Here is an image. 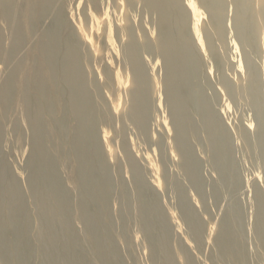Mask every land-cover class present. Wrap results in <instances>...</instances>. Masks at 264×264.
I'll use <instances>...</instances> for the list:
<instances>
[{
	"label": "bare ground",
	"instance_id": "6f19581e",
	"mask_svg": "<svg viewBox=\"0 0 264 264\" xmlns=\"http://www.w3.org/2000/svg\"><path fill=\"white\" fill-rule=\"evenodd\" d=\"M0 264H264V0H0Z\"/></svg>",
	"mask_w": 264,
	"mask_h": 264
},
{
	"label": "rangeland",
	"instance_id": "374dc122",
	"mask_svg": "<svg viewBox=\"0 0 264 264\" xmlns=\"http://www.w3.org/2000/svg\"><path fill=\"white\" fill-rule=\"evenodd\" d=\"M112 37H113V32H111V30H109V28H107L106 29V33H105V38H108V39H107L106 42L103 43V46H104L103 48L108 50L110 57L115 59L119 55L120 50H119V44H117L115 38L113 37L114 38L113 39ZM110 45H112V47ZM104 55H107V53H104ZM109 62L111 63L112 61H109ZM105 96H106V98L111 100V97L109 95H105ZM112 99H114L116 104H120V102H121V100L119 98H112ZM244 105L245 104H242V106H244ZM13 114H14V112H13ZM243 121L246 123L247 126H250V123L252 121L251 120V115L247 114V116L245 117V120H243ZM246 125L244 127H247ZM100 135H101V138H102L103 142H106V140L109 137L110 133L107 130H105V128H102L100 130ZM57 143H59V142L54 137H52L50 139L49 143H48V146H50V147L52 146L53 147V145H55ZM62 148H63L62 150H64V154L59 156L60 157L59 158V162H60L59 164H60V168L62 169L61 170V175H62L63 179L65 180L72 174V172H73V170L75 168V164L72 162V160L69 159V157L65 153V151L68 149L67 145L64 144ZM106 151L110 154V153H112L113 150L111 149L110 146L109 147L106 146ZM72 164H73V166H72ZM252 180H258V176L254 175L253 177H251V181ZM124 250L129 255L128 246L125 247ZM130 251H131V249H130Z\"/></svg>",
	"mask_w": 264,
	"mask_h": 264
}]
</instances>
